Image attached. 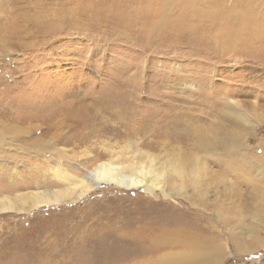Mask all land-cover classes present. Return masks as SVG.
I'll return each instance as SVG.
<instances>
[{"label": "rangeland", "instance_id": "1", "mask_svg": "<svg viewBox=\"0 0 264 264\" xmlns=\"http://www.w3.org/2000/svg\"><path fill=\"white\" fill-rule=\"evenodd\" d=\"M102 1L62 24L58 0H0V197L74 187L60 166L82 178L129 145L171 161L174 195L103 184L2 213L0 264H169L187 249L169 237L197 231L211 264H264V61L150 36Z\"/></svg>", "mask_w": 264, "mask_h": 264}, {"label": "bare ground", "instance_id": "2", "mask_svg": "<svg viewBox=\"0 0 264 264\" xmlns=\"http://www.w3.org/2000/svg\"><path fill=\"white\" fill-rule=\"evenodd\" d=\"M113 1L121 6L117 19L133 23L140 20L146 22L149 27L146 31L149 35L153 33V29L159 31L161 28L163 31L167 29L166 33L170 36L186 33L195 41L205 44V49L218 46L224 54L233 52L244 58H259L264 61V0ZM34 2L37 4L38 0ZM73 2L75 0H58L57 4L65 6L64 13H59L58 22L63 24L78 14L79 7H70L72 10L68 7L70 6L68 4ZM103 2L106 6V0ZM114 2L112 4H116ZM113 104L114 102H110L108 106L113 107ZM209 141L207 138L202 140L196 138L197 146L204 150L212 148ZM218 147L223 150L226 146L219 143ZM127 148L129 150L126 155L113 154L112 150L111 159L99 163L82 178L71 176L60 166L57 174L59 182L64 186L70 184L74 187L44 188L32 193L15 194L13 197L6 195L0 197V214L29 213L46 206L76 203L103 184L124 189L143 188L150 194L161 191L165 197L173 196V190L170 188L173 173L168 170L172 165L171 161L159 160L155 155L136 148L135 145H129ZM196 233L177 232L169 237L168 241L171 240L174 245L189 250L186 249L185 254L181 253L175 258V262L172 260L169 264H211L215 261V256L211 254V245L207 246L209 240L196 236ZM167 237L162 233L161 228L157 227L152 232L151 240L159 243ZM191 249L193 251L190 252Z\"/></svg>", "mask_w": 264, "mask_h": 264}]
</instances>
